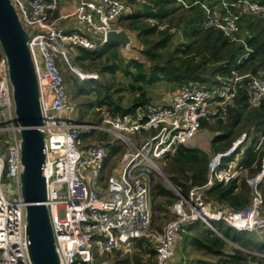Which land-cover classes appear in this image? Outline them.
Listing matches in <instances>:
<instances>
[{"label": "built area", "instance_id": "1", "mask_svg": "<svg viewBox=\"0 0 264 264\" xmlns=\"http://www.w3.org/2000/svg\"><path fill=\"white\" fill-rule=\"evenodd\" d=\"M29 36L27 47L36 75L39 103L47 144L42 174L44 203L61 264H114V253L126 255L134 241L147 238L156 256L151 264H171L184 227L215 223L243 232H264V158L259 171L247 179L250 202L240 209H224L206 200L205 191L215 182L227 184L243 171L241 161L222 167L221 157L234 154L248 137L242 133L229 150L213 157L206 182L182 195L172 206L173 218L161 231L152 230V185L162 176L158 161L179 146L190 147L204 121L226 119L241 76L221 87L187 85L165 105L149 104L134 113L99 123L68 121L69 100L60 66L69 64L77 47L89 51L107 44L106 34L119 30L116 22L126 13L123 0H77L68 15L59 14L58 0H10ZM187 7L183 0H178ZM205 11L204 26L234 39L238 13L264 17L255 2H221L224 10ZM73 18L72 28L61 22ZM66 25V24H65ZM80 81L97 74L70 67ZM252 103L264 96V75L249 79ZM14 107L5 57L0 50V134L7 133L0 153V264H30L20 194L19 129L13 124ZM87 142V144H86ZM121 147L112 165L106 164L109 148ZM264 147V127L258 132L254 152ZM5 179V180H4ZM4 189H6L4 191Z\"/></svg>", "mask_w": 264, "mask_h": 264}, {"label": "trees", "instance_id": "2", "mask_svg": "<svg viewBox=\"0 0 264 264\" xmlns=\"http://www.w3.org/2000/svg\"><path fill=\"white\" fill-rule=\"evenodd\" d=\"M183 1L187 7L178 0H123L126 13L116 27L128 33L129 50L108 43L95 51L77 47L70 62L78 70L96 73L97 79L63 77L71 99L78 102V122L88 124L99 123L105 113L123 116L151 104L148 88L158 84H170L174 90L189 84L216 88L242 77L227 118L202 123L214 132L210 152L179 146L158 161L162 178L171 184L153 180L152 230L158 232L173 218L172 206L178 200L173 188L185 196L189 189L202 186L211 159L225 154L242 133L253 137L240 163L243 171L229 183L215 182L206 190L208 203L232 210L246 207L251 198L247 179L259 171L264 158V147L253 151L256 135L264 127V96L252 103L249 91L250 77L264 75V17L240 13L232 39L204 26L202 6L223 12L222 1L243 0ZM246 1L264 7V0ZM7 138V133L0 134V153ZM120 153L119 146L109 148L106 164H114ZM233 159L234 154L222 156V167ZM259 190L264 195V180ZM214 226L216 231L202 223L184 227L181 264H264V232L236 231L221 222ZM155 256L153 243L141 238L126 255L115 252L113 260L114 264H151Z\"/></svg>", "mask_w": 264, "mask_h": 264}, {"label": "water", "instance_id": "3", "mask_svg": "<svg viewBox=\"0 0 264 264\" xmlns=\"http://www.w3.org/2000/svg\"><path fill=\"white\" fill-rule=\"evenodd\" d=\"M29 36L10 0H0V49L6 60L11 88L14 122L19 129L20 194L24 203L25 236L30 264H61L48 209L45 177L46 138L41 130L43 117L32 60L27 47ZM108 44L127 49L131 39L122 29L106 34ZM165 182L171 186L168 180Z\"/></svg>", "mask_w": 264, "mask_h": 264}, {"label": "rangeland", "instance_id": "4", "mask_svg": "<svg viewBox=\"0 0 264 264\" xmlns=\"http://www.w3.org/2000/svg\"><path fill=\"white\" fill-rule=\"evenodd\" d=\"M66 9L67 8H65V10ZM72 9H74L73 6H72V8L70 10H72ZM71 12H69V13H71ZM238 14H240V13H238ZM68 22L71 23V25H68L67 24ZM74 22L75 21H73V18H68L67 20L61 22V25L62 24L63 25L66 24V25H68V28H72L73 25H74ZM24 29H26L25 26H24ZM129 47L130 46H128L127 49H125L126 52H127V50H129ZM72 60H73V58H72ZM68 62H69V64H65L64 63V64L61 65L60 69H61L62 77L65 78L66 76H69L70 78H75L76 75L70 69V67L75 68L74 67L75 64H74L73 61L70 62L69 59H68ZM76 69H78V68H76ZM80 71L83 72L82 70H80ZM189 85H196V84H189ZM65 89H66V95H67L68 100L70 102L69 103V110L67 111L66 116L69 119L68 121L78 122L80 120V114L78 113V106H77L78 102L77 101H73L71 99V97L69 95V87L67 85H65ZM177 90L178 89L174 90V87L171 86L170 84H164V83L158 84V85H155L153 87L148 88V93L150 95L151 104H155V105L168 104L169 101L171 100V98L177 93ZM86 114L87 113H84L83 115H86ZM213 137H214V132H212L210 129L201 128L199 130V132L197 133V135L191 141L190 147L199 148V149L209 153L210 152V144H211V141H212ZM251 140H253L252 136L248 137V140L246 141L245 144H242L240 147H238V149H237L238 152L236 153V157L232 160V162H235V159L237 160V162H240L242 160L243 153L247 149V147L249 146ZM158 166L160 168V163L158 164ZM156 178L163 179L162 176H158V175L156 176ZM248 186H249V184H248ZM5 190L6 189H4V191ZM164 224H165V222L163 223V225ZM163 225H160V227H162ZM181 235H182V233H181ZM179 240L180 241L178 242L177 247H176V251H175V257L171 261V264H181V260L183 259V255H182L181 250L184 247V242L181 239H179ZM184 259L188 260V258H185V257H184Z\"/></svg>", "mask_w": 264, "mask_h": 264}, {"label": "crops", "instance_id": "5", "mask_svg": "<svg viewBox=\"0 0 264 264\" xmlns=\"http://www.w3.org/2000/svg\"><path fill=\"white\" fill-rule=\"evenodd\" d=\"M76 2H77V0H58V3H59L58 6H59V12H60L59 14H61V15H68V14H70L69 12H71L73 10V9L72 10H70V9L72 8V6L74 8ZM65 8H67V9L65 10ZM67 24L68 25H71V23H69V22ZM68 25H65V26H68ZM178 90H179V88H178ZM178 90H177V92H178ZM173 97L171 98V100L173 99Z\"/></svg>", "mask_w": 264, "mask_h": 264}, {"label": "bare ground", "instance_id": "6", "mask_svg": "<svg viewBox=\"0 0 264 264\" xmlns=\"http://www.w3.org/2000/svg\"><path fill=\"white\" fill-rule=\"evenodd\" d=\"M203 136V135H202Z\"/></svg>", "mask_w": 264, "mask_h": 264}]
</instances>
